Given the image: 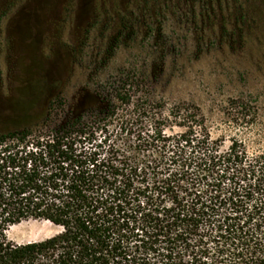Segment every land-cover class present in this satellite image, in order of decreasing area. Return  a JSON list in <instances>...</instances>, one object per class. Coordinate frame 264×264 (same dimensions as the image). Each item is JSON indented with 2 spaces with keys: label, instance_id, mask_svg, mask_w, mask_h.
<instances>
[{
  "label": "trees",
  "instance_id": "obj_1",
  "mask_svg": "<svg viewBox=\"0 0 264 264\" xmlns=\"http://www.w3.org/2000/svg\"><path fill=\"white\" fill-rule=\"evenodd\" d=\"M145 86L123 72L102 108L64 118L53 99L0 131V264H264V151L223 148L197 105L165 114ZM29 220L60 229L8 237Z\"/></svg>",
  "mask_w": 264,
  "mask_h": 264
},
{
  "label": "rangeland",
  "instance_id": "obj_2",
  "mask_svg": "<svg viewBox=\"0 0 264 264\" xmlns=\"http://www.w3.org/2000/svg\"><path fill=\"white\" fill-rule=\"evenodd\" d=\"M123 72L165 114L197 105L223 148L264 151V0H0V131L41 122L53 99L64 118L102 108ZM59 229L29 220L7 234L27 243Z\"/></svg>",
  "mask_w": 264,
  "mask_h": 264
}]
</instances>
